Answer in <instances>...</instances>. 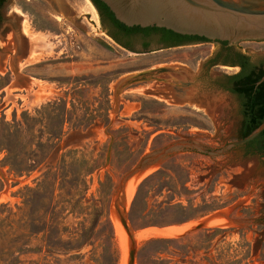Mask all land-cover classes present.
Instances as JSON below:
<instances>
[{
	"label": "rangeland",
	"instance_id": "rangeland-1",
	"mask_svg": "<svg viewBox=\"0 0 264 264\" xmlns=\"http://www.w3.org/2000/svg\"><path fill=\"white\" fill-rule=\"evenodd\" d=\"M8 12L0 264H113V233L126 264L117 200L136 264H264V157L239 147L220 157L179 153L134 175L129 205L128 187L116 193L153 151L185 140L212 149L240 140V101L213 84L238 70L203 69L216 45L133 53L90 0H10ZM233 47L264 62V41ZM26 213L35 227L49 225L52 247L41 235L25 237Z\"/></svg>",
	"mask_w": 264,
	"mask_h": 264
},
{
	"label": "water",
	"instance_id": "water-1",
	"mask_svg": "<svg viewBox=\"0 0 264 264\" xmlns=\"http://www.w3.org/2000/svg\"><path fill=\"white\" fill-rule=\"evenodd\" d=\"M92 3L93 1L90 0ZM113 13L116 20L128 28H159L183 36H196L209 42H226L234 46L246 41H264V0H100ZM95 9L100 12L93 3ZM264 82V77L257 83ZM183 94L182 96H184ZM191 95V94H190ZM191 97L188 95V98ZM264 132V123L248 137L212 149L195 141L176 142L144 156L138 165L124 175L116 193L124 190L130 179L168 157L198 152L220 157L231 150L247 145ZM118 217L131 239L129 264H136L137 249L129 220L117 200ZM199 225L196 230H200Z\"/></svg>",
	"mask_w": 264,
	"mask_h": 264
},
{
	"label": "flooded vegetation",
	"instance_id": "flooded-vegetation-1",
	"mask_svg": "<svg viewBox=\"0 0 264 264\" xmlns=\"http://www.w3.org/2000/svg\"><path fill=\"white\" fill-rule=\"evenodd\" d=\"M9 1L10 0H0V49L2 44V39L7 35L8 28V18H9ZM101 21L106 30L120 42L127 50L137 53V54H147L163 50L179 49L184 47H192L201 44H214L216 45V52L214 55L206 61L203 69L206 72L214 70L215 68H224L229 70H238L233 74H225L224 76L218 77L214 80L213 84L215 88L224 94H228L236 97L240 101L241 113L243 118V105L242 100L238 95H236L233 90L236 88L237 81L231 79L242 73L244 70L250 68L247 65L244 55L237 51L234 47L229 46L226 42H209L206 39L199 38L196 36H183L175 34L169 36L162 31H153L145 33L143 31L127 33L118 28L112 14L107 12L98 6ZM152 48L157 50L150 51ZM246 56V55H245ZM251 59V58H250ZM250 63L255 66H259L263 61L256 63L252 59ZM244 126V121L241 124V128Z\"/></svg>",
	"mask_w": 264,
	"mask_h": 264
},
{
	"label": "trees",
	"instance_id": "trees-1",
	"mask_svg": "<svg viewBox=\"0 0 264 264\" xmlns=\"http://www.w3.org/2000/svg\"><path fill=\"white\" fill-rule=\"evenodd\" d=\"M95 6L98 8L100 6L102 9L106 10L107 12H110L118 26L122 31L131 33V32H137V31H143L145 33L149 32H155V31H162L166 34H169V36L175 35L174 32L168 31L166 29H159V28H146L142 29L140 27H133L128 28L119 21L116 20L113 13L109 10V8L102 3L100 0H92ZM99 10V9H98ZM244 59L246 60L247 65L250 66V68L244 70L242 73H240L237 76L230 77L231 79H235L237 81L236 88L233 90V92L240 97L242 100L243 105V121L244 126L241 128L240 131V139H244L248 137L252 132H254L260 125L264 123V82L258 85L257 83L264 77V62L259 65L255 66L250 63V57L244 55ZM246 150V157H255V156H261L264 157V132L254 141L248 143L245 146L239 147ZM143 185H141V188ZM141 188L139 190V193L141 191ZM38 192L36 191V194ZM138 193V195H139ZM31 203L30 201L27 203L29 205ZM55 210V209H54ZM215 211V210H214ZM55 215V211L52 212ZM26 220H23L26 229L24 231L25 237L29 235H36V236H42L44 238V242L49 246H51V233L52 231L49 229V225L45 223L44 225H40L39 227L35 224H31L28 219V214L26 213L25 216ZM107 221L113 230L112 222L107 217ZM166 242L165 240H156L153 242ZM112 242L115 249V260L113 264H120V251L118 244L115 240V236L113 233ZM87 244V243H86Z\"/></svg>",
	"mask_w": 264,
	"mask_h": 264
},
{
	"label": "bare ground",
	"instance_id": "bare-ground-1",
	"mask_svg": "<svg viewBox=\"0 0 264 264\" xmlns=\"http://www.w3.org/2000/svg\"><path fill=\"white\" fill-rule=\"evenodd\" d=\"M27 33V32H26ZM152 169H153V166L152 167H150L149 168V170L148 171H146V173H149V172H151L152 171ZM140 173H142V172H139L137 175H139ZM143 174V173H142ZM136 175V176H137ZM136 176H134L127 184H126V186L124 187V191H126V189H127V187H128V189H127V191H126V195H125V202H126V204L127 205H129V203H130V201H131V199H132V197H133V195H134V191H136L135 190V186L137 185L136 184V181H137V179L135 178ZM144 175H142L141 177H143ZM135 178V180H133ZM133 180V181H132ZM132 181V182H131ZM139 182V181H138ZM123 192V191H122ZM122 209V211H124L123 210V208H121ZM120 225H121V227H120V229H119V233H120V237L122 238V242H124V241H127L126 239H128V241H129V247L131 246V239H130V237H129V235H128V233L126 232V230H125V228H124V226L122 225V223H121V221H120ZM127 237V238H126ZM128 247V246H127ZM126 256H127V252H126V254H125ZM129 260H130V253H129V256H128V258H127V262H126V264H129Z\"/></svg>",
	"mask_w": 264,
	"mask_h": 264
}]
</instances>
